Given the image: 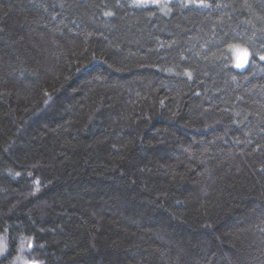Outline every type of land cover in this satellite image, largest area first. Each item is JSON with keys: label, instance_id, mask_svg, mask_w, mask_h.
I'll return each mask as SVG.
<instances>
[{"label": "trees", "instance_id": "16d2710c", "mask_svg": "<svg viewBox=\"0 0 264 264\" xmlns=\"http://www.w3.org/2000/svg\"><path fill=\"white\" fill-rule=\"evenodd\" d=\"M203 1L0 0V264H264V0Z\"/></svg>", "mask_w": 264, "mask_h": 264}, {"label": "rangeland", "instance_id": "374dc122", "mask_svg": "<svg viewBox=\"0 0 264 264\" xmlns=\"http://www.w3.org/2000/svg\"><path fill=\"white\" fill-rule=\"evenodd\" d=\"M133 1L137 4H157V5H161L163 8H166L171 0H133ZM186 1L188 3H195L197 5H204L206 3L203 0H186ZM231 54H232V63L235 68L244 69L247 66L250 58V51L248 47L243 45H236L231 48ZM238 57L241 61H243L242 67L237 66ZM262 57H264V53L260 55L261 59ZM5 250H6V243L4 241V238L0 236V255H2ZM21 262H22L21 264H37L32 261H24V260H22Z\"/></svg>", "mask_w": 264, "mask_h": 264}, {"label": "snow or ice", "instance_id": "6c2138e0", "mask_svg": "<svg viewBox=\"0 0 264 264\" xmlns=\"http://www.w3.org/2000/svg\"><path fill=\"white\" fill-rule=\"evenodd\" d=\"M262 59H264V57H262ZM238 67H242L243 66V61H241L238 57V63H237Z\"/></svg>", "mask_w": 264, "mask_h": 264}]
</instances>
